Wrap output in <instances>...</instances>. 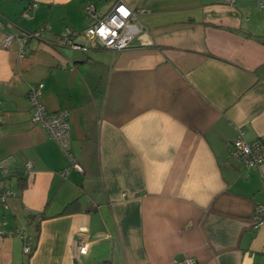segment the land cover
I'll use <instances>...</instances> for the list:
<instances>
[{
	"label": "crops",
	"instance_id": "0c3cea01",
	"mask_svg": "<svg viewBox=\"0 0 264 264\" xmlns=\"http://www.w3.org/2000/svg\"><path fill=\"white\" fill-rule=\"evenodd\" d=\"M117 1L146 33L112 52L83 37V7L102 17ZM262 2L0 0L11 34L43 29L23 56L0 31V191L13 192L0 229L33 242L25 257L19 237H0V264H264V224L253 222L264 165L247 171L228 157L238 131L264 140ZM66 30L84 50L53 48ZM39 83L47 112L68 111L82 173L31 122L27 92Z\"/></svg>",
	"mask_w": 264,
	"mask_h": 264
},
{
	"label": "built area",
	"instance_id": "2783aa9c",
	"mask_svg": "<svg viewBox=\"0 0 264 264\" xmlns=\"http://www.w3.org/2000/svg\"><path fill=\"white\" fill-rule=\"evenodd\" d=\"M264 7V2L258 4ZM31 6H27L23 15L28 16ZM84 14L91 20V24L83 31V37L96 46L115 51H123L132 48L137 38L146 33L140 27H137L133 21L135 14L132 9L127 8L120 1L115 2L109 11L102 17L95 14L93 4H86L83 7ZM13 25L8 21L0 20V31L3 33L1 46L9 48L13 43H17L19 47V56L24 55L27 42L29 40H41L43 29L33 32H20L17 35L10 33ZM77 34L66 30L53 41V48H71L74 50H84L85 48L77 44L74 40ZM43 84L39 83L30 86L27 92V101L31 111V122L41 126L49 135V137L59 146L64 155L69 160L70 169L77 173H82L80 166L72 158L69 151V124L68 111L59 110L56 112H47L40 102ZM3 123L1 115L0 101V125ZM238 136L231 142L228 149V157L239 163L245 170L253 171L264 165V140L256 139L248 142L242 137V132L238 131ZM8 161L0 162V171L4 177L9 173ZM31 163H25L22 167V175L29 177L31 175ZM62 177L67 175V171L63 170L59 173ZM13 195L9 189L0 191V203L6 204L9 197ZM253 222L255 225L264 224V204H257L254 208ZM19 237L23 242L22 252L25 257H29L33 250L32 239L25 233L23 229L2 230L0 229V237ZM78 253L85 255L87 253V244L83 241L78 245ZM175 264H199L195 258L187 257L182 260L175 261Z\"/></svg>",
	"mask_w": 264,
	"mask_h": 264
},
{
	"label": "trees",
	"instance_id": "16d2710c",
	"mask_svg": "<svg viewBox=\"0 0 264 264\" xmlns=\"http://www.w3.org/2000/svg\"><path fill=\"white\" fill-rule=\"evenodd\" d=\"M28 6H29V5H28ZM7 178H8V176L5 177V179H7ZM18 181H21V183H19V188H24V184H23L24 179L20 177V178L18 179Z\"/></svg>",
	"mask_w": 264,
	"mask_h": 264
}]
</instances>
